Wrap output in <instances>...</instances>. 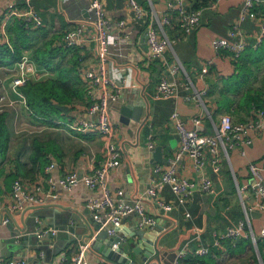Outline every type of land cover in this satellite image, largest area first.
<instances>
[{
    "label": "crops",
    "instance_id": "1",
    "mask_svg": "<svg viewBox=\"0 0 264 264\" xmlns=\"http://www.w3.org/2000/svg\"><path fill=\"white\" fill-rule=\"evenodd\" d=\"M9 1L11 0H0V20L7 16ZM40 1L42 0H33L35 8L42 17L40 27L53 26L56 31L53 35L55 41L60 39L62 42L64 32L80 24L84 41V46L81 47L83 54L81 68L94 62L96 59L94 26L84 19L87 15L85 8L88 0H79L77 4L75 1V4L68 3L63 7L61 0H50L53 3L48 2L44 10L38 8L37 3ZM137 1L140 5L142 3L141 6L146 11L145 19L151 17L155 22L156 18L167 10L169 0ZM185 1L190 8L202 2V0ZM16 2L18 5L21 4V0ZM102 2L105 14L112 23L110 31L126 33L130 40L127 43L111 46L106 62L110 79L118 85L117 97L109 102L108 111L113 124L114 141L121 151L117 165L109 173L108 187L112 193L117 190L122 191L120 196H116L118 203H133L149 187L155 176V165L167 167L173 159H175V172L198 184L200 173L193 169L190 158L182 154L176 159L179 139L171 114L176 111L186 121L188 127L195 126L204 134H210L214 130L223 113H229L236 122L244 121L248 117V108L240 104L244 88L238 91L226 89L227 80L236 60L231 59L224 52L217 54L211 45L215 37H227L228 29L238 14L240 0H220L214 6L212 0H207V3L195 8L200 13V22L188 34L181 31L176 15L171 13V21L163 27L169 46L166 47L163 55L157 58L149 56L146 40L142 39L145 30H142V22L134 18L133 11L125 6L124 0H102ZM66 6L68 9L64 8ZM65 14L67 18L63 17ZM12 18L19 19L15 16L9 18L6 32ZM262 23L263 19L257 11V17L249 18L240 25L247 46L257 47L255 43L261 32ZM50 33L51 31L46 34V39L51 37ZM6 34L7 37L9 36L8 39L12 40L9 32ZM60 40H57L58 44L61 43ZM191 42L195 45H189ZM31 46L27 45L28 48L23 49L22 52V55L25 54L30 59L28 79L36 81L53 78L54 71L47 70L31 59ZM14 65L15 63L11 66L0 65V90L4 91L8 100L12 101V105L6 106L2 111L7 114L6 124L10 132V141L5 154L0 153V199L5 204L11 201L14 179L20 178L25 182L38 180L43 193L47 194L44 204L52 202L68 208L56 210L49 205L34 209L29 207L23 220V223L26 222L25 230L21 229V212L12 213L9 222L2 224L1 218L7 212L4 211L2 214L0 210V257L8 255L25 258L30 264H55L62 255L73 256L82 243L80 237L83 238L84 234L88 235L94 230L93 236L85 238L84 241L91 245L95 239L98 230L94 228L97 224L92 218L87 203L89 198L99 197L101 192L99 189L90 190L82 184H76L72 188L50 187L45 177L50 175L53 179H57L66 172H74L78 176L90 172L102 158V141L96 130L80 131L71 127L81 119H96L95 115L88 112V106L84 103L73 104L72 109L66 104L67 113L59 110V116L50 117L55 125L35 117L25 104V100L11 88L10 80L15 73ZM162 77L181 85L177 96L166 100L154 98L156 85ZM260 79L262 75H254L253 84L250 86H260ZM185 84L192 89L185 90L182 86ZM17 90L20 92L19 87ZM195 92L201 93L202 103L193 99ZM186 94L191 97L185 99ZM133 95L136 96V103L142 106L143 111L138 122L130 121L125 124L119 120L114 101L120 99L125 103ZM262 95L264 97V92ZM194 120L198 121L196 125ZM248 132L251 141L243 145V153L239 148H229L226 158L225 152L221 149L219 170L215 172L209 165L205 167L203 174L214 181V191L202 192L197 185L193 190V200L185 208L189 213L188 216L184 214V208H176L168 213H156V218L160 217V223H168L158 238L159 249L162 252L166 251L163 257L164 263L170 264L172 253H177L193 240L196 245L199 243L211 245L207 260L199 264H243L252 255V247L245 246L243 250L237 247L229 248V239L215 241L211 233L213 229L223 232L228 225L238 220L235 219V215L231 216V213L235 214L238 208L237 205L236 207L233 205L232 192L233 189L236 191V183L243 185L249 182L247 163L253 161L262 166L264 177V126L259 130ZM230 152L241 160V164L246 162V168L239 162L234 165ZM206 154L209 161L211 155L208 149ZM39 159H43L44 163L39 164ZM50 161H55L58 168L46 173L45 167ZM155 198L170 201L172 194L167 186H163L157 190ZM145 205L149 212H154L153 201L145 202ZM240 209L242 211V208ZM219 210L225 216L228 214L229 218L227 220L221 218L222 215L217 213ZM251 212H249V223L256 237L264 227V211ZM35 215L39 218L37 223H41L46 229L52 227L61 229L59 233L49 237L51 240L42 241L44 251L37 249L41 244L33 234ZM70 215L73 218L68 219ZM137 221L138 216L134 213L123 217L121 230L116 231V234L124 237L123 244L127 242L125 238L127 232L136 228ZM73 236L75 237L71 239ZM133 239L129 242L130 249L137 244ZM46 243L50 245L47 246ZM142 252L143 249L140 253H134L132 250L127 253L133 262L139 263L140 261L134 256L138 255L141 259ZM85 258L87 264H114L99 259L88 249Z\"/></svg>",
    "mask_w": 264,
    "mask_h": 264
},
{
    "label": "built area",
    "instance_id": "2",
    "mask_svg": "<svg viewBox=\"0 0 264 264\" xmlns=\"http://www.w3.org/2000/svg\"><path fill=\"white\" fill-rule=\"evenodd\" d=\"M75 1L77 4L79 0H61V7L68 3L75 4ZM219 1L212 0L213 6ZM124 4L133 11L134 18L137 21L145 20L146 11L137 0H124ZM258 7H264V0H240L238 14L228 29L227 37H215L211 41V45L217 54L224 52L231 59H237L238 55L246 47V39L240 30V25L249 18L257 17L256 9ZM64 8L68 9V6ZM85 10L87 16L84 19L91 22L94 26L93 41L96 59L82 69V78L86 83L87 96L90 102L88 112L95 115L96 119H81L77 124L71 125V127L80 131H98L102 141V158L90 172L80 176L74 172H66L57 179H53L50 175H47L45 179L50 187L72 188L76 184H82L90 190L99 189L101 192L100 196L89 198L87 206L91 211L92 218L96 221L98 231L104 229L111 236L116 234V228L121 226L123 217L131 213L138 216L136 227L145 230L155 226L157 212L168 213L176 208H184V214L188 216L189 213L185 208L193 200V190L197 185L202 192L212 193L214 191V181L203 174L205 167L209 165L213 171L219 170L221 149L225 152L226 158L229 148H239L243 153V145L251 141L248 131L259 130L264 126V109H251V115L245 122H236L229 113H223L220 116L219 123L210 134L201 133L195 126L188 127L186 121L176 111H173L171 118L179 139L176 159L182 154H186L190 158L193 169L200 173L199 183L197 184L192 180L179 176L175 172V159H173L167 167H163L160 164L155 165V176L152 178L149 187L133 203H118L116 196H120L122 191L117 190L112 193L107 185L109 173L117 165L121 156V151L114 141L113 124L108 111L109 102L117 97L118 85L110 79L106 62L111 46L118 43H127L130 40L126 33H113L110 31L112 23L105 14L102 0H88ZM171 13L176 15L181 31L186 34L190 33L200 22L199 11L188 7L185 0H169L167 2V10L161 13V16L156 18L155 22L150 17L147 26L144 28L147 31L146 44L151 58L162 56L166 47L169 46V40L164 33L163 27L169 24ZM14 16L21 19L27 28H36L42 25V17L35 8L33 0H21L20 5L17 4L16 0H11L8 3L7 16L0 20V45L7 44L10 47L6 34V23L9 18ZM263 35L264 21L255 45L261 42ZM62 42L66 47H83L84 41L82 40L80 24L65 31L62 36ZM29 62V57L25 54L22 55L14 65L15 73L12 74L10 80L12 90L23 99V95L18 92L17 88L28 80ZM180 86L176 81L162 77L156 85L153 96L155 99H171L179 94ZM182 86L185 90L192 89L188 84ZM200 95V92H195L192 97L202 103ZM190 97L191 95L189 94L184 96L185 99ZM11 105L12 101L8 100L6 93L0 90V112L6 106ZM194 123L196 125L198 121L194 120ZM207 149L211 155L209 161L207 160ZM54 168H58V164L55 161H50L45 167V172L49 173ZM247 170L250 177L249 182L243 185L236 183L235 185L243 218L228 225L223 232L213 229L211 233L215 237V241L229 239L234 242L239 237L249 236L255 244L256 237L250 227L249 212L253 210L264 211L263 167L253 161H249ZM163 186L168 187L172 194V200L165 201L155 198L157 190ZM46 195L42 191L40 181L25 182L20 178L14 179L12 182L11 201L5 204L0 199L2 214L4 211L7 212V214H3L1 223L9 222L12 213L21 212L22 214L29 207L44 204ZM151 201L154 203V212L152 213L149 212L145 205V202L151 203ZM51 232L54 233L55 230L52 229ZM38 235L41 236L42 233ZM259 235L264 236V227L260 229ZM84 240L81 241L82 243L79 244L73 256L62 255L55 264H87L85 254L90 243ZM113 247H117V244H114ZM188 247L189 245L187 244L176 253L172 264H181L179 259L185 255ZM209 251L210 247L202 243L197 244L194 249V253L199 256L206 255ZM0 264L30 263L25 258L7 255L0 257Z\"/></svg>",
    "mask_w": 264,
    "mask_h": 264
},
{
    "label": "trees",
    "instance_id": "3",
    "mask_svg": "<svg viewBox=\"0 0 264 264\" xmlns=\"http://www.w3.org/2000/svg\"><path fill=\"white\" fill-rule=\"evenodd\" d=\"M48 2L53 3V1L50 0L38 2V8L44 10ZM205 3H207V0H202L200 4H195L191 7L195 9ZM258 12L259 16H261L264 21V7H260ZM148 20L149 18L141 21L142 30L147 25ZM8 26L7 32H9L12 39L10 40L9 38L11 47L6 44L0 45V65H13L22 56L23 49L28 48L27 45H32L31 59L44 66L47 70L55 72L53 78L48 77L36 81L28 79L19 86V91L24 97L25 104L31 109L35 117L50 125H55V122H53L50 117L53 115L59 116L60 111L54 106V103L67 104L71 109L73 104L77 103L89 105L87 88L82 78L81 61L83 60V54L80 47H66L62 44L60 39H57L61 42L58 44L53 35H51L49 39H46L47 33L44 32V26L27 28L24 22L17 18H12ZM45 45H50V47L46 48ZM263 63L264 35L256 48L247 46L238 55L236 61L233 63L235 65L233 71L227 80L226 89L229 91H238L244 88L240 104L248 108V117L251 115V109H264V97L262 95V92H264V69L260 74L258 72V67ZM254 75H262V79H260L259 82L260 86H250L253 84L252 77ZM6 119V112H0V153L3 154H5L10 141V132L6 124ZM246 120L238 122H245ZM38 163L43 164V159H39ZM237 207L235 214L231 213V216L235 215V219H241L243 218V212L239 206ZM217 213H220L222 215L221 218L224 220L229 218L228 214L225 216L220 210L217 211ZM168 228H170V226H168ZM212 243L213 241L211 244ZM207 245L211 247L210 244ZM228 246L229 248L237 247L240 250H243L245 246H250L252 247V255L248 258V263L246 264H259L257 253L261 262L264 264V236H256L255 244L252 242L251 238L247 236L241 237L234 242L230 240ZM195 247L196 244L189 245L185 255L179 259L181 264H199L207 260V254L206 256H199L194 253ZM210 252L211 251H209L208 254H210Z\"/></svg>",
    "mask_w": 264,
    "mask_h": 264
},
{
    "label": "water",
    "instance_id": "4",
    "mask_svg": "<svg viewBox=\"0 0 264 264\" xmlns=\"http://www.w3.org/2000/svg\"><path fill=\"white\" fill-rule=\"evenodd\" d=\"M146 32L147 31L145 30L143 33V37H142L143 40H146V37H147ZM114 103L119 113V120L122 121L123 123L128 124L130 121L138 122L140 120L143 108L141 105H137L135 95H133L132 97L130 96L125 103H123L120 99H117L116 101H114ZM54 106L58 110L62 111L63 113L68 112V106L66 104L54 103ZM177 137H178V134H177ZM157 149H158L157 151L159 152V147H157ZM156 161H160V160L156 159ZM44 205L53 206L55 207L56 210L68 208V207H64L61 204H55V203L50 202V203L43 204V205L32 206L30 207V209H34V208L44 206ZM26 210H24L21 214V223H22L21 229L22 230H25L24 225L26 222L24 221L23 223V220H24V215H25ZM70 218H73V216L70 215L68 219ZM33 219L35 221L33 234L36 237L37 241H39L41 244L37 246V249L44 251L42 241L51 240L50 238L56 235L57 233H59L61 229L57 227L46 229V227H43L41 223H37L39 219L37 215H35ZM167 224L168 223H165V224L160 223V217H158L155 226L149 230L138 229L136 227V228L129 230V232H127L126 237H125L127 241L129 239L132 240L134 238L133 239L134 242L137 243L135 246L132 247L131 250L134 253H140L141 249H143L142 257L139 263L133 262L131 260V257H129L127 251L123 249L122 247L123 245L122 239L124 238L123 236H120L118 234H115L112 236L108 235L104 229L98 231L95 239L91 242V245L89 246L88 250L92 251L95 255H97L99 259H102L103 261L111 262L114 264H169L166 262L164 263L163 261V257L164 255H166L165 254L166 251L162 252L158 246L159 235L166 228ZM52 229L55 230L54 233L51 232ZM94 229L98 230V226L96 225ZM119 230H121L120 227L116 228V231H119ZM93 232L94 230H91L88 235L84 234L83 238L80 237L81 241H83L85 238H91L93 236ZM39 233H42V235L39 236L38 235ZM74 237L75 236L71 237V239H73ZM114 244H117V247L114 248L113 247ZM46 245L48 246L50 245V243H46ZM175 256H176V253L173 252L171 255L170 264H172L173 260L175 259ZM257 256H258L257 258H258L259 264H263L261 262V259L258 253H257Z\"/></svg>",
    "mask_w": 264,
    "mask_h": 264
},
{
    "label": "rangeland",
    "instance_id": "5",
    "mask_svg": "<svg viewBox=\"0 0 264 264\" xmlns=\"http://www.w3.org/2000/svg\"><path fill=\"white\" fill-rule=\"evenodd\" d=\"M259 8H260V7H258L256 10L258 11ZM63 17H66V18H67L66 14L63 15ZM49 31H51L50 35H54V34L56 33L55 28H54L53 26H47V27L44 28V32L48 33ZM29 33H30V32H29ZM189 45H195V44H194L193 42H191ZM45 47L48 48V47H50V45H45ZM246 47H247V45H246ZM246 47H245V48H246ZM45 53H46V52H45ZM258 68H259V69H258V72H259V74H260L261 71L264 69V63L261 64V66L258 67ZM230 158L232 159L234 165H236V162H239V163L241 164V160H239L238 158H235V156L233 155L232 152H230ZM241 165H244L243 167L246 168V162H245V164H241ZM232 189H233V188H232ZM232 194H233L232 198H233V202H234L233 205H234L235 207H236V205H237V206L239 205V207H240V200H239L238 194L236 193L235 189H233ZM240 208H241V207H240ZM258 236H260V235H258ZM130 241H131V239H129L126 243H124V244L122 245V247H123L128 253L131 251V249H130V244H129ZM194 241H195V240L189 242L188 244H189V245H192V244L195 245L196 243H193ZM130 254L133 255V253H130ZM133 256H134V255H133ZM134 258H135L136 260L140 261V257H138V255H135ZM246 263H248V259H246V260L243 262V264H246Z\"/></svg>",
    "mask_w": 264,
    "mask_h": 264
}]
</instances>
